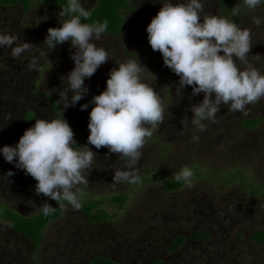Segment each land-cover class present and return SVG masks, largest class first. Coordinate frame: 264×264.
Wrapping results in <instances>:
<instances>
[{"label": "rangeland", "instance_id": "1", "mask_svg": "<svg viewBox=\"0 0 264 264\" xmlns=\"http://www.w3.org/2000/svg\"><path fill=\"white\" fill-rule=\"evenodd\" d=\"M129 1L135 8L126 12V32L119 38L103 34L95 40L107 50L109 58L85 78L88 92L67 108L63 105L64 99L59 98V90L67 84L63 77L74 66L70 53L75 49L70 41L53 48L43 43L47 28L59 26L58 9L43 2L22 19L17 7L0 5V31L14 33L20 40L32 43L30 49L16 57L11 56L9 47H0V146L14 145L34 123L23 120V114L29 110L46 119L63 116L71 128L80 133L78 144L87 143L91 108L83 114L79 103L99 94L105 87L109 69L126 57H137L146 68L141 71V78L158 91L164 108L163 120L144 138L136 165L141 178L147 177L145 173L158 175L152 174V180L145 185L131 184L127 188L128 182L112 179L115 168L126 167L125 158L119 153H109L106 146L97 149L89 144L95 154L90 168L84 170L88 183L77 185L81 189L78 193L80 207L70 204L62 207V217L51 223L44 233L45 241L36 260L41 264H81L93 254L101 253L124 264H144L158 256L165 258L166 264H264V244L250 239L254 232L264 230V122L254 132L242 130L239 125L245 113L264 115V96L246 105L247 111L231 110L227 104H221L214 119L204 120L206 126L198 128L191 123L190 106L200 102L203 93L193 95L189 85L181 90V96L176 93L178 75H164L162 55L159 50H153L147 40L146 25L161 7L162 0ZM81 2L89 10L96 0ZM220 2L202 0L201 14L222 16ZM239 3L242 4V0L232 1V14L239 10L238 25L250 29L252 46L247 59L251 66L264 72V22L256 25L251 19L255 15L264 17V3L247 10L237 7ZM257 53L262 56L255 57ZM32 56L37 57L35 68L28 66ZM46 60L49 65L43 69L41 66ZM237 63L246 66L239 60ZM9 78L13 79L10 87ZM36 79L40 80L36 89L30 88V83H35ZM42 93L57 100L59 113ZM184 165L198 173L197 176L191 177V183L181 192L164 194L161 176H170ZM9 170L11 175L7 174ZM22 172L14 162L0 155V203L24 215L35 213L45 201L57 203L36 193L35 178ZM125 189L130 193L129 199L120 209L110 198ZM255 189L258 192H253ZM90 199L104 201L102 207L117 214L110 223L114 228L111 234L103 232V224L89 225L81 212L80 208ZM162 220L165 227L155 228V222ZM124 224L130 236L126 240L121 236L124 228L119 227ZM194 230L209 231L211 238L207 242H188L180 252L168 255L167 245L173 235ZM9 233L7 226L0 222V264H29L27 256L32 247L13 239ZM94 246L98 252L93 251Z\"/></svg>", "mask_w": 264, "mask_h": 264}, {"label": "clouds", "instance_id": "2", "mask_svg": "<svg viewBox=\"0 0 264 264\" xmlns=\"http://www.w3.org/2000/svg\"><path fill=\"white\" fill-rule=\"evenodd\" d=\"M242 3L254 9L264 0ZM202 7V0H162L145 29L151 48L159 50L163 64L178 75L176 93L181 96L185 85L191 86L193 95L203 93L202 100L190 106L191 123L200 129L206 126L204 120L214 119L221 104H227L231 110L247 111L246 105L264 96V72L251 66L247 59L252 46L250 29L227 16L202 15ZM89 16L90 10L82 6L81 0H67L57 13L59 26L48 27L43 40L50 48L70 41L75 49L70 53L74 66L63 77L67 84L59 90L65 108L74 106L88 92L85 78L109 58L107 50L95 43L107 29L108 21L82 22V17ZM251 19L256 25L264 22V17L258 15ZM5 46L16 57L30 49L32 43L20 40L14 33L0 31V47ZM237 60L246 66L241 67ZM36 61L37 57L32 56L28 66L37 67ZM116 65L109 69L104 89L80 104L81 109L92 104L87 143L77 144L67 120L58 116L35 118L14 145L0 146V155L6 161L14 162L35 178L36 193L79 208L81 189L77 185L88 183L84 170L90 168L95 154L89 144L97 149L106 146L109 153L125 158L126 167L113 170L114 182L141 181L136 167L140 148L144 138L151 135L152 127L163 120L162 98L141 78L140 73L146 68L137 57H126ZM7 174L11 175V170ZM192 175L191 168L184 165L174 179L190 184ZM38 207L44 215L55 210L46 201Z\"/></svg>", "mask_w": 264, "mask_h": 264}, {"label": "trees", "instance_id": "3", "mask_svg": "<svg viewBox=\"0 0 264 264\" xmlns=\"http://www.w3.org/2000/svg\"><path fill=\"white\" fill-rule=\"evenodd\" d=\"M232 1L233 0H221L220 6V13L222 16H227L229 19L235 21L237 24L239 23V19L241 17V12L238 10L237 12L232 14ZM45 2L47 6L54 7L58 9V12L60 10V7L65 5L67 0H37V2H34V0H0V5L3 6H12L17 7L20 10V13L22 14V19L25 18V16L28 14V12L32 8H36L40 3ZM240 6L242 10H247L246 5L243 3H239L237 7ZM135 6L134 3L130 2L129 0H96L95 6L90 10V16L85 18H81L82 22H92L94 20H104L107 19L108 21V27L107 29L101 33V35H112L114 37H121L123 33L126 32V29L128 28V17H127V11L132 9L134 10ZM46 53V52H45ZM44 54V53H43ZM47 54V53H46ZM46 64L41 66V68L46 69V67L49 65V62L46 60ZM164 75L165 76H171L174 72H172L166 65H163ZM9 73V72H8ZM7 76V75H6ZM10 87L11 85V78L8 79ZM37 81L35 83H30L32 89H36L39 79H36ZM17 83V82H16ZM29 87V84L27 88ZM25 88V87H24ZM31 91V90H30ZM34 92V91H33ZM45 97L49 98L51 104L54 107V110L59 113L58 108V102L54 98H52L47 93H42ZM86 100L80 101V104L85 103ZM259 103H263L261 100H259ZM264 105V103H263ZM92 104L90 103L88 108H91ZM81 109V112L84 114L86 110L88 109ZM38 116L31 110L26 111V113L23 114V120L28 123L32 124ZM239 125L241 126L242 130L254 132L258 131L262 123L264 122V115L259 116H248L246 113L239 119ZM12 129V128H11ZM74 139L77 141V144L80 140V133L72 127ZM263 146H261L262 148ZM256 148H254L255 150ZM253 150V151H254ZM257 150V149H256ZM178 171L176 169L175 172L172 171L170 176L162 175L161 178H163V183L161 184V189L164 194H172V193H178L181 192L184 187L186 186V183L183 181H177L174 179L175 173ZM193 175L191 177L197 176L198 173L195 174V172H192ZM152 174L158 175V173H145V176L141 178V181L139 183H128L127 188L129 185L133 184L135 186L145 185L149 183L152 180ZM22 175H28L24 172H22ZM168 175V174H167ZM25 183V182H24ZM257 190H253V192H256ZM258 192V191H257ZM129 192L125 190L114 194L110 198V201L113 203H117L119 205L120 209H123L126 202L129 199ZM102 200H94L90 199L86 204H84L80 210L81 212L87 217L89 225L93 226L96 225L98 227L99 225L103 224L102 230L103 232H107L108 234L111 232H114V228L110 225L113 217H116L117 214H111L106 209L102 207L103 205ZM68 205L69 203L67 201H57V203L49 204L52 207L55 208L54 211L50 212L48 215H44L40 209L36 211L33 214H22L21 211L14 210L10 206L4 205L0 203V222L2 224H5L7 226V229L9 230V234H11L13 239L16 238V240H19L23 243H28L29 247H32V250L30 254L27 256V260L29 264H41L38 263L36 260V255L38 251L41 249V247L44 244L45 241V231L48 228V226L59 220L62 217V207L60 205ZM155 228L159 227H165V222L162 220L161 222H155ZM119 227L124 228V231L121 230V232H127L126 234L122 233L123 240H126L129 236V230L127 225H119ZM90 234H93L90 231ZM95 234V233H94ZM89 235V233L87 234ZM172 236V234H171ZM211 238V233L206 230H194L188 233H176L172 236L170 239L168 245H167V253L169 254H175L177 252H180L183 245H185L188 242L193 243H200L201 241L207 242ZM250 239L252 241H255L260 244H264V230L256 231L253 234L250 235ZM97 247H93V251L98 252ZM264 261V257L262 259ZM81 264H124L122 260H118L111 255L107 254H101L97 253L96 255L93 254L87 261L81 263ZM144 264H166V259L158 256L153 259L147 260Z\"/></svg>", "mask_w": 264, "mask_h": 264}]
</instances>
